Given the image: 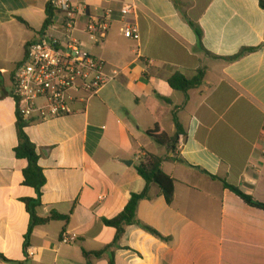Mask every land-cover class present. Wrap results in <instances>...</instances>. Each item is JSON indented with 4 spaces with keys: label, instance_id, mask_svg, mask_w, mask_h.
I'll return each mask as SVG.
<instances>
[{
    "label": "crops",
    "instance_id": "obj_1",
    "mask_svg": "<svg viewBox=\"0 0 264 264\" xmlns=\"http://www.w3.org/2000/svg\"><path fill=\"white\" fill-rule=\"evenodd\" d=\"M51 0H0V264H264V211L250 207L210 176L264 204V9L259 0H74L88 17L112 12L106 39L93 44L82 19L73 39L103 61L116 81L74 115L25 128L39 154L46 182L38 197L26 184L20 144L14 73L26 47L39 40ZM134 5L124 19L121 9ZM26 22L24 24L21 20ZM56 14L48 34L63 38ZM136 23L140 41L125 37ZM190 22L203 33L202 46ZM203 47V48H202ZM244 48L257 50L229 61ZM210 54V55H209ZM216 56L217 58L212 57ZM205 71L203 84L185 95L168 81ZM186 131L176 151L147 135L159 125L176 134L173 114ZM164 158L175 180L169 204L157 185L139 203L138 221L169 241L131 225L118 245L104 220L126 208L146 182L136 167L145 154ZM36 213L69 216L29 234L25 203ZM75 241L61 244L62 234ZM104 253L100 256L87 254ZM29 252L33 254L29 257Z\"/></svg>",
    "mask_w": 264,
    "mask_h": 264
},
{
    "label": "built area",
    "instance_id": "obj_2",
    "mask_svg": "<svg viewBox=\"0 0 264 264\" xmlns=\"http://www.w3.org/2000/svg\"><path fill=\"white\" fill-rule=\"evenodd\" d=\"M56 14L62 15L60 29L63 38L48 34L50 26L39 40L30 42L26 56L15 69L12 98L18 116L29 122H46L74 115L76 106H89L99 92L114 83L119 75L109 72L106 64L86 52L73 33L78 30L82 19L88 18L84 32L93 44H101L107 37L112 12L99 17H88V8L77 5L74 0H51ZM134 5L121 9L124 19L135 14ZM126 38L140 41L136 23L126 22L122 29ZM75 238L62 234L61 244H71ZM33 254L29 252V257Z\"/></svg>",
    "mask_w": 264,
    "mask_h": 264
},
{
    "label": "trees",
    "instance_id": "obj_3",
    "mask_svg": "<svg viewBox=\"0 0 264 264\" xmlns=\"http://www.w3.org/2000/svg\"><path fill=\"white\" fill-rule=\"evenodd\" d=\"M175 4L178 3L179 0H173ZM260 6L262 9H264V0H259ZM56 17V12L54 11L51 1L46 5V20L42 29V32H45L50 26L54 24V19ZM21 20V19H20ZM24 24L23 20H21ZM190 26L195 31L197 38L199 40V44L202 46V37L203 33L201 28L190 22ZM27 25V24H26ZM28 26V25H27ZM203 48V47H202ZM257 50L256 48H244L242 49L239 54H237L234 57L227 58L229 61L237 60L243 56H245L248 53H251L253 51ZM210 55V54H209ZM214 58H217L216 56H213ZM205 77V71L199 70L197 72V75L189 79L183 74L177 72L174 74L168 81L170 87L178 92H181L185 95V103L189 100V91L193 89H198L202 86L203 80ZM173 119L176 125V134L174 136H169L164 129H162L159 125L155 126L152 130L148 131L147 135L151 137L158 145L166 147L168 150L176 151L180 140L186 137V131L182 124L179 122V119L176 115V113L173 114ZM31 122L23 120L21 117H18V134L20 139L19 146L15 149V155L17 159H23L28 161V167L24 171L25 176V182L27 185L33 187L37 193L38 197L41 196L42 188L45 185L46 179L43 175V171L39 167V154L37 151V147L35 144L31 142L29 137L27 136L25 132V128L30 124ZM164 162V158L158 157L153 154H145V156L140 161V164L136 167L138 175L146 182L145 189L139 193V194H132L131 198L129 200V203L127 204L124 211L117 216L113 220H104V223L106 226L114 228L116 230V236L113 241V243L108 246L106 250L118 245L121 238L123 237L125 233V229L128 226L135 225L138 227H141L144 231L152 234L153 236L168 242L169 240L165 237H163L161 234H159L154 229L145 226L141 224L137 219V209L139 206V203L147 199L149 197L150 187L151 185H157L163 195L165 196L167 202L169 204H172L175 196V180L165 174V172L162 169V165ZM213 180H217L221 182L224 186V188L229 189L231 192L236 194L244 203L249 205L252 208L262 210L264 211V204L261 202H258L254 200L252 197L244 194L240 189L229 185L224 179L210 176ZM27 208L31 214V225L29 234L32 233L33 229L37 226L46 225L52 221H61L68 223L70 220L69 216H63L56 212H53L49 217L47 218H40L36 213V208L39 206V199H28L25 201ZM104 251L98 252L95 254H87L85 253V256L87 258H90L92 255L100 257ZM89 264V263H88Z\"/></svg>",
    "mask_w": 264,
    "mask_h": 264
}]
</instances>
